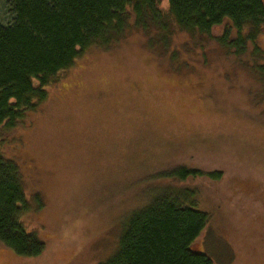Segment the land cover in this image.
Segmentation results:
<instances>
[{
  "label": "rangeland",
  "instance_id": "374dc122",
  "mask_svg": "<svg viewBox=\"0 0 264 264\" xmlns=\"http://www.w3.org/2000/svg\"><path fill=\"white\" fill-rule=\"evenodd\" d=\"M10 19L0 0V23ZM176 30L162 55L133 28L113 49L89 47L4 133L0 151L29 202L20 218L43 250L26 257L0 244V264H98L132 215L175 188L209 213L196 250L215 264H264V34L254 53L227 50L221 26L191 45ZM174 80L202 83L182 94ZM178 166L221 177H157Z\"/></svg>",
  "mask_w": 264,
  "mask_h": 264
},
{
  "label": "trees",
  "instance_id": "16d2710c",
  "mask_svg": "<svg viewBox=\"0 0 264 264\" xmlns=\"http://www.w3.org/2000/svg\"><path fill=\"white\" fill-rule=\"evenodd\" d=\"M5 6L11 19L0 23V144L4 133L25 123L48 85L77 57L89 47L113 49L131 28L161 55L174 29L186 32L190 41L185 44L191 45L221 26L218 40L227 50L245 51L250 45L254 53L261 51L256 41L264 34V0H5ZM261 66L258 74L264 80ZM198 176L218 180L221 172L178 166L157 175L173 183ZM174 190L180 191L157 195L132 215L115 253L98 264H215L203 249L193 248L209 213L191 189ZM28 203L18 164L0 151V244L32 257L40 255L43 243L20 218Z\"/></svg>",
  "mask_w": 264,
  "mask_h": 264
},
{
  "label": "flooded vegetation",
  "instance_id": "af4514ba",
  "mask_svg": "<svg viewBox=\"0 0 264 264\" xmlns=\"http://www.w3.org/2000/svg\"><path fill=\"white\" fill-rule=\"evenodd\" d=\"M192 84H193L192 86H194V82H192ZM171 88H174L172 91H174L176 93L184 94V92H188V93L191 94V92H192L191 86L188 85V84L184 85V86H181L179 83L174 82V83H172Z\"/></svg>",
  "mask_w": 264,
  "mask_h": 264
},
{
  "label": "water",
  "instance_id": "95a60500",
  "mask_svg": "<svg viewBox=\"0 0 264 264\" xmlns=\"http://www.w3.org/2000/svg\"><path fill=\"white\" fill-rule=\"evenodd\" d=\"M199 252H201L202 251V249L199 247V249H197Z\"/></svg>",
  "mask_w": 264,
  "mask_h": 264
}]
</instances>
